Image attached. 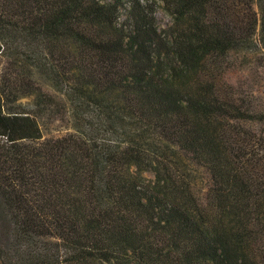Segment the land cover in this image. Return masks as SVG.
<instances>
[{"label":"trees","instance_id":"1","mask_svg":"<svg viewBox=\"0 0 264 264\" xmlns=\"http://www.w3.org/2000/svg\"><path fill=\"white\" fill-rule=\"evenodd\" d=\"M240 55L264 0H0V264H264Z\"/></svg>","mask_w":264,"mask_h":264},{"label":"rangeland","instance_id":"2","mask_svg":"<svg viewBox=\"0 0 264 264\" xmlns=\"http://www.w3.org/2000/svg\"><path fill=\"white\" fill-rule=\"evenodd\" d=\"M157 19L160 27H164L169 22V17L161 10L157 13ZM228 78L236 86L251 91L257 104L264 105V56L249 55L243 58L240 55L235 67L229 71ZM43 87L52 93V87L48 82H43ZM56 128L58 127L52 126V122H50L47 123V126H43V132L46 136H52V134L60 133ZM145 176L151 178L152 174L147 172Z\"/></svg>","mask_w":264,"mask_h":264}]
</instances>
